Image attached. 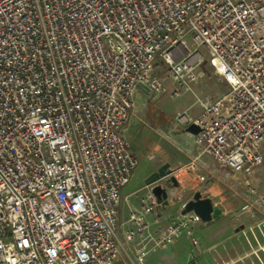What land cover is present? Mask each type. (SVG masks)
<instances>
[{
	"label": "built area",
	"instance_id": "2783aa9c",
	"mask_svg": "<svg viewBox=\"0 0 264 264\" xmlns=\"http://www.w3.org/2000/svg\"><path fill=\"white\" fill-rule=\"evenodd\" d=\"M156 61L172 98L204 64L225 83L219 98L194 96L198 118L175 121L199 128L195 145L241 178V210L264 226V191L246 180L264 165V0H0V264L119 260L121 191L139 165L122 130L135 91L161 90ZM157 207L148 189L129 214L136 259L185 231L198 250V217L151 230Z\"/></svg>",
	"mask_w": 264,
	"mask_h": 264
},
{
	"label": "crops",
	"instance_id": "0c3cea01",
	"mask_svg": "<svg viewBox=\"0 0 264 264\" xmlns=\"http://www.w3.org/2000/svg\"><path fill=\"white\" fill-rule=\"evenodd\" d=\"M155 65L153 77L159 79L161 90L149 91L146 88H139L135 91L132 116L122 130L123 138L130 144L134 156L138 161L146 160V163L149 164L144 168L145 171L142 173L140 184L137 183L136 186L130 188V182L121 191L117 229L121 254L119 260L114 264H197V260L193 256L194 247L186 231L182 233L179 240L174 244L149 253L140 261L136 259L137 239L133 241L125 239L127 233L133 229L129 222V214L140 210L145 203L148 188H146L144 182L149 175L156 172L161 166L167 164L169 168L176 170L174 176L177 178L178 175H183L186 170H189L188 165L190 162L195 161L197 163V170L193 172L194 174L196 173L195 180H197V175L210 174L213 177L219 171L228 172L219 168L210 155L202 154L195 145L194 136L185 133V128L175 121L174 116L179 114V111L175 113L168 112V109H166L167 98H165L163 92L165 82H170L172 89L173 86L175 88V84L167 77L162 64L158 65L155 63ZM207 66V64L203 65V73L206 72ZM219 83L225 85L222 81H219ZM171 93L172 91H169L168 97L171 96ZM192 94L193 96L196 95L193 91ZM222 95L224 94L216 93L210 97L215 99ZM185 111L192 120L198 118L201 113L199 107L194 103L182 112L185 113ZM228 173L231 174L230 172ZM188 177L193 179L191 174H188ZM233 177L236 176L232 175L231 178ZM177 180L179 184L177 188L167 189L169 196L175 197V201H171V204L166 208L157 207L155 213L146 216V221L150 224L151 230H164L168 226L170 218L180 216L183 205L190 200L191 197L184 199L185 188L181 185L178 178ZM217 181L223 183L219 177ZM199 184H197L196 188ZM196 188L194 189L195 191ZM211 200L221 209L224 217L207 226L200 222L192 226V237L194 239L199 238L202 247L198 248L201 251L211 250L219 244L231 241L233 238L231 237V232L237 230V228L243 227V231L248 230L251 232L256 228V224L260 220L258 217L245 214H243L244 216L242 214L237 215L229 211L228 205ZM155 219H158L159 223L157 225H154ZM229 264H234V262Z\"/></svg>",
	"mask_w": 264,
	"mask_h": 264
},
{
	"label": "rangeland",
	"instance_id": "374dc122",
	"mask_svg": "<svg viewBox=\"0 0 264 264\" xmlns=\"http://www.w3.org/2000/svg\"><path fill=\"white\" fill-rule=\"evenodd\" d=\"M189 47H191V44ZM208 65V64H207ZM204 76L197 82V84L192 85V91L200 98L210 97L216 93L225 94L227 92L226 85H221L217 80V76L213 72V69L207 66ZM203 71V70H202ZM172 85L170 82H165L164 96L167 98L168 112L175 113L179 111V114H183V110H186L192 103H194V96L191 92L183 93L177 98L168 97L169 91H173ZM186 114V111H185ZM178 114H175L174 118ZM140 164L134 172V175L131 179L130 188L140 184V179L142 177L143 171L147 166L146 160H139ZM157 161V159H156ZM186 172V173H185ZM183 175H178L177 178L181 182V185L184 186L185 197L188 199L192 197L197 184L195 180V174L190 170H186ZM188 174L193 175V179L188 177ZM223 182L219 183L217 178ZM232 175L228 172L219 171L214 174V176L207 177L206 183L199 184L196 190H199L203 197H208L213 199L215 202L219 201L223 205L229 206V211L235 214H242L244 216L241 207L244 204L242 199L243 186L240 185L242 181L238 177L231 178ZM176 178V177H175ZM176 178V180H177ZM256 190L259 193L264 191V165L260 167L252 176L247 178ZM178 181V180H177ZM243 189H242V188ZM221 198V199H220ZM191 199V198H190ZM175 201V200H174ZM247 215V214H245ZM244 229V228H243ZM243 229L237 228V230L232 231L231 237L232 240L219 244L211 250L201 251L194 248L193 256L197 260V264H229L234 262V264H264V227L261 226L260 229L255 228L253 232L243 231ZM243 231V232H242ZM198 243V247H202L199 238H195Z\"/></svg>",
	"mask_w": 264,
	"mask_h": 264
},
{
	"label": "water",
	"instance_id": "95a60500",
	"mask_svg": "<svg viewBox=\"0 0 264 264\" xmlns=\"http://www.w3.org/2000/svg\"><path fill=\"white\" fill-rule=\"evenodd\" d=\"M156 63L161 65L160 61H156ZM184 132L195 136L199 132V128L195 124H190L184 129ZM175 172L176 170L169 168V165L165 164L149 175L144 182L146 188L156 198L161 208L168 207L171 201L175 200V197L169 196L167 192L168 188H177L179 186L174 176ZM188 213L196 215L199 222L205 226L224 217L221 209L210 198L203 197L199 190H196L191 199L182 207L181 215ZM240 229H243V227H240Z\"/></svg>",
	"mask_w": 264,
	"mask_h": 264
}]
</instances>
